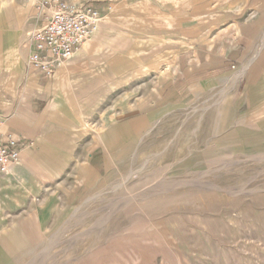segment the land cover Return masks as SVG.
<instances>
[{
	"label": "rangeland",
	"instance_id": "374dc122",
	"mask_svg": "<svg viewBox=\"0 0 264 264\" xmlns=\"http://www.w3.org/2000/svg\"><path fill=\"white\" fill-rule=\"evenodd\" d=\"M88 2L105 43L96 34L63 63L69 88L50 114L62 125L32 152L38 187L0 176V264H264V0ZM12 4L0 31L21 53L0 58V108L35 116L56 91L28 63L25 36L43 19L32 2ZM222 43L239 60L192 62L186 101L154 105L181 51ZM93 153L106 169L75 201Z\"/></svg>",
	"mask_w": 264,
	"mask_h": 264
},
{
	"label": "crops",
	"instance_id": "0c3cea01",
	"mask_svg": "<svg viewBox=\"0 0 264 264\" xmlns=\"http://www.w3.org/2000/svg\"><path fill=\"white\" fill-rule=\"evenodd\" d=\"M13 0H9L7 2H4L3 0H0V21H5V11L8 12L10 9L12 10V4ZM68 3H70L67 0H64ZM70 1H77L73 4H80L81 2H78L80 0H70ZM87 0L84 3H88ZM82 3V4H84ZM71 4V3H70ZM10 6V7H9ZM9 7V8H8ZM7 19V18H6ZM9 22V20H6ZM6 22V23H7ZM13 23V22H12ZM38 24V23H37ZM8 25V24H7ZM8 26H12V24H9ZM7 26V27H8ZM14 26V25H13ZM40 26V25H39ZM102 25L99 26L100 32L97 33V36H95L94 39L99 43V45L104 44L105 42H102L101 34L103 32ZM5 28V23L3 25ZM12 28V27H11ZM38 26H36L32 31L28 32V34L25 36V43L28 50V56L30 53V44H31V36L33 34V31L37 29ZM99 31V30H98ZM16 37L14 35L8 33L7 30L4 29L3 31H0V58H4L7 60V56L9 53L15 55V57L20 55V51L16 45ZM90 45V44H89ZM89 45L85 43L82 47H80L78 50L86 52L89 48ZM90 53H104L103 51H90ZM11 56V55H10ZM80 56H77L76 58H79ZM239 54L237 51V46H227L223 43L220 46H216V44H213L210 47L203 48L198 47L197 50L193 53H187L185 51H181L176 57V70L173 72L175 74V78L167 83V85L162 89L161 93L157 96V98L154 101V105L161 107V108H168L169 106H173L174 104L183 103L186 101L188 96V87L190 85L187 84V78L184 76V73L186 70L191 68L192 62L195 66H201L205 65L207 63H210L212 61H219L221 59L223 63H228L230 61L239 60ZM79 59H77L78 61ZM76 61V60H75ZM81 64L83 63L81 60L79 61ZM61 66V67H60ZM59 68L56 70L55 74L52 77V80L49 81L51 85V89H53L55 92L53 95V101L52 104L49 106V95L50 91L47 92V95L45 97H41L37 100L34 108L35 116L29 115L28 111L24 109L23 106L19 104L13 103L12 106H8L7 108H0V116L2 118L3 122V131L7 134H10L11 137L14 140L19 141V151H20V160L17 163V165L13 166L11 168V172L7 177H4V181H10L13 180L16 183H20V186H24L23 188L26 189V186H28L27 189L31 192L35 190V188L38 187L37 183L41 181V173H40V167L38 164V161H35L32 159V152L35 150V143L39 146L42 144L41 142L44 141V137L46 135V130L51 129L52 127L55 128L56 126L59 127L62 124H60L59 119L53 120L52 123H50V114L52 113H59V97H60V88H63L66 86L69 88V80L71 77H69V73L67 70V67L63 66L61 64ZM68 66V65H66ZM12 69L16 72H20L18 63L15 61L13 62ZM199 69V72H201V69ZM183 75V77H181ZM39 77H42V75L39 73ZM48 83V82H46ZM66 84V85H65ZM43 96V95H42ZM68 102H70L69 99H67ZM16 102V101H15ZM157 107V108H158ZM57 118V117H55ZM57 122V123H56ZM115 123V122H114ZM53 124V125H52ZM100 138L103 140L102 134L100 133ZM46 141V140H45ZM37 149V150H38ZM105 159L101 153H93L90 155L87 168L89 169V173L86 170H82V174H85L84 181L81 179L80 182H78V187L76 188L73 200L77 201L79 198H81V194H86L90 186L89 180L91 181H97L101 178L102 173L105 171ZM80 172L78 171L77 174ZM81 174V173H80ZM81 176L78 175V179H80ZM57 185L59 188H62L61 183L59 181L57 182ZM22 229L23 231H26L25 228H19V230ZM19 230L12 233L13 235H18ZM23 233V232H22ZM11 244V243H9ZM13 245H4L6 252H13L14 249L12 247Z\"/></svg>",
	"mask_w": 264,
	"mask_h": 264
},
{
	"label": "built area",
	"instance_id": "2783aa9c",
	"mask_svg": "<svg viewBox=\"0 0 264 264\" xmlns=\"http://www.w3.org/2000/svg\"><path fill=\"white\" fill-rule=\"evenodd\" d=\"M25 1L32 2L43 19L31 36L28 63L44 78H50L61 64L74 57L83 43L99 32L102 10L90 2ZM2 124L0 116V176L9 174L20 160L19 141L5 133Z\"/></svg>",
	"mask_w": 264,
	"mask_h": 264
},
{
	"label": "bare ground",
	"instance_id": "6f19581e",
	"mask_svg": "<svg viewBox=\"0 0 264 264\" xmlns=\"http://www.w3.org/2000/svg\"><path fill=\"white\" fill-rule=\"evenodd\" d=\"M240 72H241V71H240ZM242 73H243V72H241V73H237V77H238V76H241V75H242ZM235 77H236V76H235Z\"/></svg>",
	"mask_w": 264,
	"mask_h": 264
}]
</instances>
